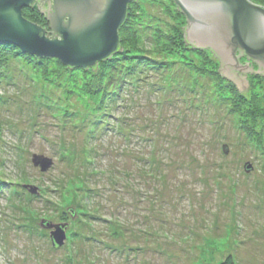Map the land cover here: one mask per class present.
<instances>
[{
    "label": "rangeland",
    "instance_id": "rangeland-1",
    "mask_svg": "<svg viewBox=\"0 0 264 264\" xmlns=\"http://www.w3.org/2000/svg\"><path fill=\"white\" fill-rule=\"evenodd\" d=\"M124 23L95 70L0 51V264H264V75L239 91L173 0Z\"/></svg>",
    "mask_w": 264,
    "mask_h": 264
},
{
    "label": "water",
    "instance_id": "water-1",
    "mask_svg": "<svg viewBox=\"0 0 264 264\" xmlns=\"http://www.w3.org/2000/svg\"><path fill=\"white\" fill-rule=\"evenodd\" d=\"M135 1L40 2L54 34L50 39L43 28L22 15V10L32 6L34 0H0V45H12L24 54L41 58H56L67 67L93 68L118 50V30L125 22L129 4ZM173 1L186 15V42L210 49L220 60L219 72L233 81L239 91L248 85L245 77L239 75L241 72L264 75V8L248 0ZM33 164L46 171L51 161L35 157ZM29 192L37 195V189ZM43 227L54 230L50 232L54 248L64 244L66 224Z\"/></svg>",
    "mask_w": 264,
    "mask_h": 264
},
{
    "label": "trees",
    "instance_id": "trees-1",
    "mask_svg": "<svg viewBox=\"0 0 264 264\" xmlns=\"http://www.w3.org/2000/svg\"><path fill=\"white\" fill-rule=\"evenodd\" d=\"M42 0H34V3H33V5L32 6H29V7H26V8H24L23 10H22V15H23V17H25L27 20H29L30 22H33V23H35V24H37L38 26H40L41 28H43V30H45V34H46V36L48 37V38H50V39H53L54 38V34L52 33V31L50 30V28H49V23H48V21H47V19H46V15L43 13V7H40V2H41ZM44 3H45V1H44ZM177 7V6H176ZM177 9H178V12L179 13H181L182 15H184L180 10H179V8L177 7ZM127 15H128V8H127ZM125 24V23H124ZM124 24L119 28V30H118V32H120V30L124 27ZM191 46H192V44H191ZM8 48H10L9 46H4V45H0V51L2 50V49H4V50H6V49H8ZM195 50H197V52H200V51H202V50H204V49H201V48H196V47H193ZM12 49H14V51H15V49H18V47H16V48H12ZM122 49V47H121V39L119 38V45H118V50L115 52V53H113L109 58H107V59H113V55H117L116 57H119L118 55H123V53H124V51H122L121 50ZM20 52V51H19ZM120 52L122 53V54H120ZM21 53V52H20ZM23 53V52H22ZM23 55L24 56H28V57H36V56H33V55H28V54H24L23 53ZM202 55H204V54H202ZM36 59V58H35ZM106 59V60H107ZM124 59H126V58H124ZM37 60V59H36ZM38 61V60H37ZM105 61V60H104ZM101 63V62H100ZM120 63H122V62H120ZM95 68H96V66L95 67H93V68H91V70H95ZM73 69H75V68H73ZM83 69V68H82ZM87 69H89V68H87ZM256 75H258V74H256ZM223 264H233L232 263V261H231V259H228L227 261H225Z\"/></svg>",
    "mask_w": 264,
    "mask_h": 264
},
{
    "label": "flooded vegetation",
    "instance_id": "flooded-vegetation-1",
    "mask_svg": "<svg viewBox=\"0 0 264 264\" xmlns=\"http://www.w3.org/2000/svg\"><path fill=\"white\" fill-rule=\"evenodd\" d=\"M43 1L46 2V0H42L41 2H43ZM209 50H210V49H209ZM215 56H216V55H215ZM240 57H244V61L246 60V61L250 62L251 64L255 65L254 62H252L251 60H248L245 56H240ZM249 65H250V64H249ZM255 66H256V65H255ZM255 69H257V68L255 67ZM252 74H255V73H252Z\"/></svg>",
    "mask_w": 264,
    "mask_h": 264
},
{
    "label": "bare ground",
    "instance_id": "bare-ground-1",
    "mask_svg": "<svg viewBox=\"0 0 264 264\" xmlns=\"http://www.w3.org/2000/svg\"><path fill=\"white\" fill-rule=\"evenodd\" d=\"M177 6V5H176ZM178 7V6H177ZM179 8V7H178ZM181 11V10H180ZM182 12V11H181ZM183 13V12H182ZM184 14V13H183ZM185 15V14H184ZM186 16V15H185ZM6 45H8V44H6ZM38 57V56H37ZM48 58H51V57H48ZM81 68V67H80ZM62 224H66V228H67V223H62ZM51 231H54V230H51ZM50 231V232H51Z\"/></svg>",
    "mask_w": 264,
    "mask_h": 264
}]
</instances>
